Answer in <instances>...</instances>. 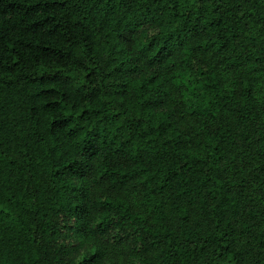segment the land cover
I'll return each instance as SVG.
<instances>
[{"label": "trees", "instance_id": "obj_1", "mask_svg": "<svg viewBox=\"0 0 264 264\" xmlns=\"http://www.w3.org/2000/svg\"><path fill=\"white\" fill-rule=\"evenodd\" d=\"M262 77L264 0H0V264H264Z\"/></svg>", "mask_w": 264, "mask_h": 264}, {"label": "rangeland", "instance_id": "obj_2", "mask_svg": "<svg viewBox=\"0 0 264 264\" xmlns=\"http://www.w3.org/2000/svg\"><path fill=\"white\" fill-rule=\"evenodd\" d=\"M222 76L224 79H226V82L228 84L231 76L228 71H222ZM256 92L259 97L261 105L264 106V78H258L256 82ZM183 126H187V120L182 121Z\"/></svg>", "mask_w": 264, "mask_h": 264}]
</instances>
